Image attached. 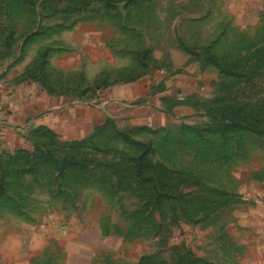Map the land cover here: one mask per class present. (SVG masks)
Instances as JSON below:
<instances>
[{
	"label": "rangeland",
	"instance_id": "obj_1",
	"mask_svg": "<svg viewBox=\"0 0 264 264\" xmlns=\"http://www.w3.org/2000/svg\"><path fill=\"white\" fill-rule=\"evenodd\" d=\"M107 1L0 0L6 88L101 103L162 83L166 114L112 107L78 169L53 129L0 150V264H264V0ZM143 153L150 179L128 184Z\"/></svg>",
	"mask_w": 264,
	"mask_h": 264
},
{
	"label": "crops",
	"instance_id": "obj_2",
	"mask_svg": "<svg viewBox=\"0 0 264 264\" xmlns=\"http://www.w3.org/2000/svg\"><path fill=\"white\" fill-rule=\"evenodd\" d=\"M3 82L0 80V150L8 152L30 149L27 136L39 126L53 129L65 140L84 139L113 117L108 112L112 107L116 113L123 111L124 114L146 109L145 114L156 120L166 115L151 106L149 98L158 96L152 95L153 85H119L113 92H106L109 99L101 103H98L101 96L90 102L64 103L61 98L39 101L31 87L28 90L6 88Z\"/></svg>",
	"mask_w": 264,
	"mask_h": 264
},
{
	"label": "trees",
	"instance_id": "obj_3",
	"mask_svg": "<svg viewBox=\"0 0 264 264\" xmlns=\"http://www.w3.org/2000/svg\"><path fill=\"white\" fill-rule=\"evenodd\" d=\"M122 0H116V1H107L106 2V6L109 8H114V5L116 3H119ZM124 1V0H123ZM137 1H152V0H137ZM128 3L132 4L134 2V0H127ZM163 84L161 83L160 86H162ZM158 86V87H160ZM158 87L155 88L154 86L152 87V95L155 96L158 94ZM230 107V106H229ZM230 108L227 111V119L229 121H231L230 123L232 124L231 127L233 128H237V126H239L240 128H246L247 130H255L257 132H259L258 128H255L254 123H256V121H259V119H255L254 116H252L251 114H244L242 116H238V111L235 110V108H233L232 112H229ZM225 114V113H223ZM226 115V114H225ZM224 115V117H225ZM112 127V129L116 128V125L113 123L112 119H107L105 124L100 126L99 128H97L91 135H89L88 137L81 139V140H76V141H70V145L71 147L68 149L69 155L68 158H65L62 162H57V165L63 166V169H78V165H80V161H84L85 160V154L83 155V158L80 159L78 157V154H76L77 149L81 150H87L86 148V142H90V141H94L95 138L102 136L104 133H106L108 131V129ZM142 129H147L146 127H143ZM150 129V128H148ZM41 131H45L46 133H50L53 134L54 132L48 128V127H42L39 126L37 128H35L32 132V137L36 136V134L38 132ZM35 134V135H34ZM77 145V146H76ZM75 149V150H73ZM73 150V151H72ZM6 153V151L4 152ZM7 153H11V152H7ZM24 150H17L11 154H23ZM87 156V154H86ZM70 159V160H68ZM147 156L146 154H140L137 157H135V160H133V163L131 164V168H130V178L127 180L128 184H130V182H135L134 184H136V186H144L145 183H147L149 181V177L147 176L148 172H149V167L147 168V165L149 164V162H147ZM51 166L54 165L52 162L48 161L47 159L45 160V162H43V166ZM118 181H119V186L125 185L124 184V179L121 178V176H118ZM160 197V196H159Z\"/></svg>",
	"mask_w": 264,
	"mask_h": 264
}]
</instances>
